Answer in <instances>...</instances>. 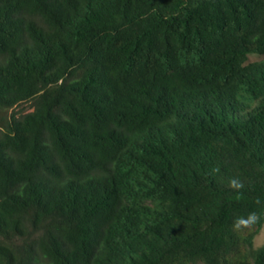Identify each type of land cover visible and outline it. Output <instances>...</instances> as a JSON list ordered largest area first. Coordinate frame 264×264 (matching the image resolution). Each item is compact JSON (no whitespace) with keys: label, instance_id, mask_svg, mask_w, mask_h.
<instances>
[{"label":"trees","instance_id":"obj_1","mask_svg":"<svg viewBox=\"0 0 264 264\" xmlns=\"http://www.w3.org/2000/svg\"><path fill=\"white\" fill-rule=\"evenodd\" d=\"M23 103L0 264H264V0H0Z\"/></svg>","mask_w":264,"mask_h":264},{"label":"rangeland","instance_id":"obj_2","mask_svg":"<svg viewBox=\"0 0 264 264\" xmlns=\"http://www.w3.org/2000/svg\"><path fill=\"white\" fill-rule=\"evenodd\" d=\"M261 58L262 56L259 55H251L249 57V61H257L260 60ZM32 111H33L32 103H23L14 108L3 110L0 113V125L2 124V121L4 122L6 120H9L12 115H15L16 117H20ZM263 243H264V226L262 227L260 233L256 236L254 245L258 247L261 246Z\"/></svg>","mask_w":264,"mask_h":264},{"label":"clouds","instance_id":"obj_3","mask_svg":"<svg viewBox=\"0 0 264 264\" xmlns=\"http://www.w3.org/2000/svg\"><path fill=\"white\" fill-rule=\"evenodd\" d=\"M233 184L236 185V182L234 181ZM236 186H238V187H242V185H236Z\"/></svg>","mask_w":264,"mask_h":264}]
</instances>
